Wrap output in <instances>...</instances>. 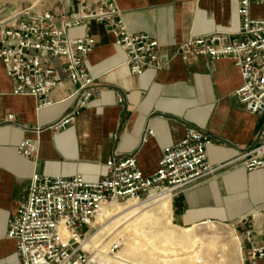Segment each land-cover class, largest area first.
<instances>
[{"label": "crops", "instance_id": "1", "mask_svg": "<svg viewBox=\"0 0 264 264\" xmlns=\"http://www.w3.org/2000/svg\"><path fill=\"white\" fill-rule=\"evenodd\" d=\"M97 1L0 0V29L16 26L17 15L27 10L68 17L82 7H94ZM115 2L128 31L155 39L161 61L168 66L135 76L103 23L88 21V30L86 25L70 30V38L87 32L95 40L86 67L102 93L67 128L54 126L77 110L69 81L53 89L48 97L51 105L39 107L38 98L14 94L15 82L0 62V264H20L15 242L7 238L8 220L26 201L34 174L81 176L95 182L105 175L108 159L134 157L143 174L150 176L187 128L212 139L208 148L212 166L237 160L257 139L264 119L248 113L236 95L243 84L240 69L229 59L194 54L182 59L180 51V45L190 39L236 31L238 0ZM10 115L13 119L8 121ZM23 140L36 144L29 158L17 150ZM171 202L177 227L229 226L237 235L242 263L264 264V259H250L253 247L264 246V170L249 172L234 162Z\"/></svg>", "mask_w": 264, "mask_h": 264}, {"label": "built area", "instance_id": "2", "mask_svg": "<svg viewBox=\"0 0 264 264\" xmlns=\"http://www.w3.org/2000/svg\"><path fill=\"white\" fill-rule=\"evenodd\" d=\"M238 3L236 31L190 39L180 45V51L182 59L194 54L231 60L243 79L237 97L248 113L264 119V18L252 15V7H264V0ZM16 18V26L0 29V62L15 82L14 94L38 98L39 107H45L51 105L48 97L61 81L67 80L73 87L77 110L59 121L56 130L67 128L102 93L86 67L95 40L87 32L70 38V30L84 25L88 30V21L103 23L124 51L126 64L135 76L168 66L161 61V47L155 39L128 31L115 0H98L94 7H82L68 17L27 10ZM49 61L57 62L56 66H49ZM12 119L10 115L8 121ZM212 144L206 133L187 128L183 139L165 151L157 171L150 176L143 174L134 157L108 159L105 175L95 182L81 176L34 174L26 201L8 220L7 238L15 242L20 264H88L84 244L104 208L128 201L153 205L167 196L172 200L234 162L249 172L264 170V120L255 143L231 163L212 166L208 160ZM17 150L29 158L36 144L23 140ZM250 259H264V246L253 247Z\"/></svg>", "mask_w": 264, "mask_h": 264}, {"label": "rangeland", "instance_id": "3", "mask_svg": "<svg viewBox=\"0 0 264 264\" xmlns=\"http://www.w3.org/2000/svg\"><path fill=\"white\" fill-rule=\"evenodd\" d=\"M253 15L263 18L264 9L254 8ZM159 202L153 205L141 203L139 213L128 215L129 217H124L129 212L127 211L116 217L104 215L101 220L97 219L98 225L91 229L88 237L97 234L101 238L99 250L103 252L94 251L90 245H85L90 260L88 264H117L121 258L126 260V237L132 238L140 249L152 251L154 259L160 264H164V257L172 255L173 251L185 254L194 249L199 251L200 258L206 264H243L237 235L229 226L206 223L180 228L173 223L171 212L159 220H137L142 213L156 207ZM128 204L129 201L117 206L125 208ZM169 252L170 254H166ZM127 261L131 264H156L153 259L148 258H130Z\"/></svg>", "mask_w": 264, "mask_h": 264}, {"label": "bare ground", "instance_id": "4", "mask_svg": "<svg viewBox=\"0 0 264 264\" xmlns=\"http://www.w3.org/2000/svg\"><path fill=\"white\" fill-rule=\"evenodd\" d=\"M171 204H172L171 197L167 196V197L161 199L156 207L142 213V215L140 217H138L137 220L138 221L139 220H145V219L159 220L162 216L171 212ZM141 205H142L141 203L135 202V201H129V204L125 208H122V207L117 206V205H110V206L103 209L102 213L98 216L97 219L101 220L104 215L116 217V216H119V215H121L127 211H129V212L126 213L124 217L131 215V214L136 215L139 213V209L141 208ZM97 223H98V220H97ZM138 226H140V225H138ZM100 240H101V238L97 237V234H93L85 242L84 248H85V245L86 246L90 245L94 251L102 253L103 251L99 250ZM137 243H139V242H137ZM125 244L127 246V254H126L127 259H130V258L131 259L132 258H134V259L148 258L151 260L153 259L156 264H160L157 260L154 259L155 257L153 256L152 251H144V250L140 249V247L138 245H136V243L133 242L132 238L126 237ZM181 253L182 252H180V254H179L178 252L173 251L172 255L165 256L164 257L165 259L163 261L164 264H206L200 258L199 251H197L195 249L189 250V252H187L185 254H183L184 252L182 254ZM166 254H170V252L166 253ZM127 259L125 260V259L121 258L117 261V264H131L129 261H127ZM133 264H135V263H133Z\"/></svg>", "mask_w": 264, "mask_h": 264}]
</instances>
